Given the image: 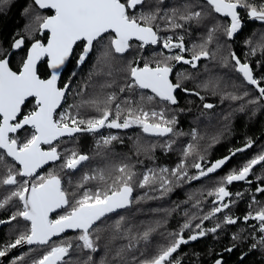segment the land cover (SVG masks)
I'll list each match as a JSON object with an SVG mask.
<instances>
[{
  "label": "snow or ice",
  "instance_id": "snow-or-ice-1",
  "mask_svg": "<svg viewBox=\"0 0 264 264\" xmlns=\"http://www.w3.org/2000/svg\"><path fill=\"white\" fill-rule=\"evenodd\" d=\"M206 2L214 13L230 18V23L224 27V34L229 39L242 30L240 9L246 11L249 19L264 23V0L258 4L255 0H206ZM7 3L8 0H0V4ZM162 3L163 0H157L156 6H150L151 10L142 11L147 0H33L36 8L54 11V14L46 16L34 12L30 17L28 25L30 36H45L46 42L39 38L34 39L18 71L10 68L7 57L0 58V150H2L0 151V170H2L0 186H9L8 194L0 200V209L9 205L14 199L22 205V208L13 213L8 221L0 220V224L10 223L17 217L28 222L27 231L20 234L14 243L5 245L3 250H0V257H6L8 251L23 244L40 245L48 246L49 250L40 259L33 260L32 264H72L70 252L74 248L89 253L97 252V242L100 239L99 225L105 222L108 214L124 209L132 203L133 181L137 173L134 171V165L128 163L119 165L116 168L118 175L115 176H106L103 168L85 173L76 185L77 189L82 191L71 194L63 187L59 175L52 172L47 176L39 175L37 170L50 161L63 160L61 168L71 172L91 159L89 155L80 153L75 148L66 149L63 153L58 151L61 138L67 137L69 141H74L78 133L95 134L104 128L128 129L134 125L151 135L177 134L174 133L173 128L176 124L174 117L167 119L163 109L156 111L155 108L149 109L146 105L154 101L169 105L177 104L174 93L181 84L173 83L169 79L173 71L169 61L182 62L196 68L197 61L202 58H213L206 45L212 43L215 34L223 26L215 25L209 28L207 39L199 45L200 50L194 52L191 59H185L183 53L188 49L184 44L183 36L162 37L159 34L161 29L156 22L164 19L167 29L174 31L184 27V24L175 22L178 15L179 19L185 23L193 20L200 23L205 20V13L186 7L183 12L173 9L170 15L165 13L162 16L158 6ZM133 40L139 42L140 49L146 45L162 43L164 49L169 51L177 49L178 52L155 63L144 61L142 66L139 62L129 61L127 67L123 69L126 74L125 83L116 90L105 91L113 89L116 84V70L113 65L117 54L122 56L128 52L133 47ZM77 42L83 44L78 65L83 64L90 54L99 50L94 74L108 79L100 84L99 94L87 99L81 98L79 103L69 105L68 109L57 113L62 102L66 101L71 83L69 80V83L64 84L62 88L57 86L60 69L68 61ZM25 43L26 37L20 36L14 41L12 47L21 49ZM246 43L252 45L253 42L249 39ZM258 49L264 52V35L255 46L250 48V54L255 55ZM45 59L47 67L52 70L48 79H42L38 70V64ZM231 60L234 61L232 65L234 71L242 77L244 82L254 86L258 92V96L248 100L247 103L260 104L264 100V86H261L264 77H256L252 66L248 62H242L234 52L231 53ZM224 66L228 67V64L225 63ZM203 86L216 88L218 82L210 80ZM138 90L141 91L139 101L134 100L132 96L121 99L119 95L134 94ZM143 90H149L152 95H148ZM82 91L77 95L82 96ZM185 91L188 90L185 89ZM195 94L200 95L199 92ZM247 96H249L248 91H244L241 95L227 93V97L232 100H243ZM29 98L35 101L34 109L24 113L23 108ZM204 107L212 108L213 105L205 104ZM243 107L244 105L241 106V111ZM82 110H94L97 115H82ZM21 130L26 133L23 140L16 135ZM191 135L195 139L196 131L193 130ZM118 139L114 135L101 136L97 141V153L100 154L101 149H108L113 141ZM213 139L216 140V138ZM54 142L57 143L54 144ZM42 145L49 147L44 150ZM251 146L252 141L249 140L245 148L236 149L232 155L243 152ZM165 147L171 148V141ZM193 147L192 144L187 145L183 153L185 158L192 154ZM8 158H11L10 161ZM200 159L203 160V157ZM230 159L231 156L217 160L207 168L202 167L201 163H194L192 167L198 170V175L191 177L186 171V161H182L172 170L162 168L159 174L149 169L142 175L138 186L144 188L158 183L162 194H166L172 190L174 184L172 178H175L177 184L186 180H199L217 172ZM262 162H264V153L249 160L239 170L234 169L221 178L218 186L208 193L216 197L213 201L216 206L203 217V220H209L217 213L230 208L232 201H226L225 198L232 194L226 186L235 181L251 183L248 180L249 175L254 167L261 165ZM258 179L264 182V177H258ZM93 181L96 184L93 187H87ZM257 191L264 193V187L257 188ZM237 195L241 194L237 193ZM52 213H56L54 219L51 218ZM250 219L258 221L259 230L264 233V208L257 211L255 215L249 213L244 217L245 222ZM224 223L236 224L237 218L226 215ZM191 227L190 223L183 225V229ZM220 227L221 224L217 223L215 227L205 230L197 224L196 228L200 230L187 239L184 238L182 229L181 233L175 234V239L170 244L160 246L156 255L143 259L133 257L134 264H180L179 260L174 259L173 254L181 245L187 244L189 240L195 241L207 232L215 233ZM69 229L79 233L75 237L77 241L75 244L72 240L60 244L52 242L53 237ZM115 229L117 232L120 231V221L116 223ZM153 231L155 228L149 227L138 238L131 239H142L147 242ZM233 239L237 237L234 236ZM261 243H264V236L261 237ZM132 247L130 242L126 248L120 249L116 256L123 260L125 250ZM141 255L143 256V253ZM17 259L22 261L24 257ZM13 264L16 262L14 261ZM83 264H94L92 256L88 255ZM100 264H107V262L102 259ZM216 264H221V261L218 260Z\"/></svg>",
  "mask_w": 264,
  "mask_h": 264
},
{
  "label": "trees",
  "instance_id": "trees-1",
  "mask_svg": "<svg viewBox=\"0 0 264 264\" xmlns=\"http://www.w3.org/2000/svg\"><path fill=\"white\" fill-rule=\"evenodd\" d=\"M174 3L176 7L184 8L187 6L185 0H175ZM26 10H28L27 13ZM34 12H39L45 16L53 13V11L36 8L33 0H8L7 4H0V58L7 54L16 39H19L20 36L26 37L25 45L16 50L10 57V66L16 71L19 70L26 50L34 39L46 40L45 36H30L28 25ZM161 15L163 16V14ZM253 22L258 23L253 20L248 21L232 39L226 38L223 31L220 41L215 40L206 45L213 58L201 62V65L204 64L201 68L203 74L193 73V77H187L180 82L188 87L189 84L187 83L190 81L191 86L189 88L192 89V92L188 96L186 93L178 91V103L175 105L156 101L146 105L147 108H155L156 111L163 109L167 119L174 117L176 124L173 125V128L174 133H177L176 135L173 133L165 136L151 135L144 133L140 127L135 125L128 129L104 128L102 129L105 132L104 136L114 135L119 139L113 141L108 149H101L100 154L97 153V141L101 136L84 132L76 134L74 141H69L67 137L61 138V142L58 144V151L61 153L66 149L75 148L80 153L91 157L89 161L83 162L81 166L71 172L61 168L63 160L47 167L46 176L50 172L59 175L63 187L70 194L82 191V189L78 190L76 185L85 173H91L97 168H103L106 176H115L118 175L116 168L122 163H128L134 165V171L137 173L133 181L134 187L130 207L109 214L105 218V222L99 225L100 239L97 242V252L89 253L74 248L70 252L72 264H83L88 255L92 256L94 264H100L102 259L107 264H134L133 257L137 259L151 257L157 254L160 246L170 244L175 239V234L181 233L185 223L192 225L189 229H183L182 234L185 239L200 230L196 228L197 224H200L201 228L205 230L215 227L217 223L221 224V227L215 233L207 232L203 237H199L195 241L189 240L187 244L181 245L173 254L174 259L179 260L180 264H212L217 257L221 256L222 250H224L225 260L229 264H263L264 252L262 250H260L261 253L247 251L242 255L241 260H238L239 255L244 251L237 249V244L248 239L249 233L240 228L238 229L240 239H233V233L237 232V228L233 224L223 223L222 226V222L218 218L221 213H217L209 220H203V217L216 206L213 203L216 197L208 195V193L218 186L221 178L234 169L239 170L249 160L264 153V100L258 105L247 103L248 100L256 98L258 92L254 86L248 85L234 71L232 67L234 61L231 60V53L234 52L242 62H248L252 66L256 77H264V52L258 49L255 55L250 54V48L255 46L260 41V37L264 35V29L253 28ZM160 23L165 30L174 33L176 36L182 32H187V25L184 22H180L184 24L183 28L174 31L167 29L164 19H161ZM186 35H188L187 39L185 38L186 42L190 43L191 47L195 45L200 49V29L198 27L193 28ZM193 39H196L194 45L191 43ZM249 39L252 40V45L246 43ZM98 55L99 50L94 51L80 67L75 64V58L69 61L59 82V85L63 86L71 80L70 91L66 101L63 102V107H66L65 110L68 109L69 105L79 103L81 98L87 99L100 93V84L108 78L94 74V65ZM128 62L126 55L117 54L113 65L114 70H116V84L113 89H106L105 91L116 90L125 83L126 74L123 69L127 67ZM225 63L228 64V67L224 66ZM38 70L43 78L49 74L45 61L39 64ZM73 73L75 75H72ZM210 80L217 81L218 87L205 88L203 85ZM261 86H264V81L261 82ZM81 91L82 96L77 95ZM244 91H248L249 96L244 97L243 100H232L227 97V93L241 95ZM197 92H199V96L195 94ZM119 95L121 99L125 96H132L134 100L139 101L141 91L138 90L134 94L122 93ZM204 100L211 102L213 107L204 108L202 106ZM242 105L244 107L241 111ZM82 115L95 116L97 113L94 110H82ZM200 119H203V123H200ZM193 130L197 133L195 139L191 135ZM213 138L216 140L214 141ZM249 138L257 139L254 145L246 148L243 152H236L233 156L232 153L237 147L241 145L238 148L241 149L243 145L248 143ZM170 141L171 148L165 147ZM189 144L194 146L193 151L190 156L185 158L183 153ZM226 156H231V159L225 166L199 180H186L177 184L175 178H172L174 181L172 190L166 194H162L158 183L144 188L138 186L142 175L149 169L159 174L162 168L172 170L182 161H186V171L191 177L198 175V170L192 167L194 163L211 165V163ZM201 157L203 160L200 159ZM95 184L96 182L93 181L87 187H93ZM228 191L232 194L226 198V201H232L228 212L237 213L239 212L237 210L245 208L247 200H249L246 195L248 190L242 189V197H246L247 200L244 198L239 203L237 210L233 205L234 190L229 187ZM5 192L7 189L0 191V196L7 195L4 194ZM197 204L198 206H194ZM20 205L18 201L11 204L10 209L17 208L18 210ZM9 213L10 211L7 212L8 215ZM55 217L56 213L52 218ZM118 221L121 222L119 232L115 229ZM157 225L159 226L157 227ZM27 226L28 222L23 221L20 217L17 221L2 226L0 250H3L5 245L14 243L20 234L27 231ZM149 227L155 228V231L151 233L147 242L142 239H131L133 237L138 238ZM78 234L77 231L64 233L53 238L52 242L60 244L72 240L75 244L77 242L75 237ZM130 242L133 247L125 250L123 260H121L120 257L116 256V253L120 249L126 248ZM226 249H231V251ZM48 250V246L40 245L17 247L16 251L10 254L5 262L6 264H13L14 261L16 264H32L33 260L40 259ZM21 256L24 257L22 261L17 259ZM66 259L68 258L66 257Z\"/></svg>",
  "mask_w": 264,
  "mask_h": 264
},
{
  "label": "flooded vegetation",
  "instance_id": "flooded-vegetation-1",
  "mask_svg": "<svg viewBox=\"0 0 264 264\" xmlns=\"http://www.w3.org/2000/svg\"><path fill=\"white\" fill-rule=\"evenodd\" d=\"M174 2H175V0H163V3L158 5L161 9V14H163V15L165 13L171 14L173 9H177V10H180V12H183L184 9L187 7V8H191L192 10L203 11L205 13V17H206L203 22H200L201 23V26H200V24L198 22H196L195 20L185 23L184 21L179 19V15H178L176 17L175 22H179V23L184 22L187 25V32H182L181 34H178L177 36L174 33L165 30V28L163 26H161V23H160L161 20H158L156 22L161 29L159 34L162 37L163 36H173L175 38V37L183 36L184 44H185L186 48L188 49V51L183 53L185 59H191L193 53L200 50L197 47H195V48L191 47V44L187 43L185 40V38L188 36V35H186V33H190V31L193 28L198 27L200 29V36H201L200 44H202L207 39L208 29L212 28L215 25H221L223 27H220L219 31L215 34V38L213 39V41H215V40L220 41V38H221L223 31H224V27H226L230 23V18H225L221 14L214 13L212 11L211 7L209 5H207L206 0H185L187 6H185L184 8L183 7H176ZM255 2L258 4L261 2V0H255ZM156 4H157V0H147V4L142 9V11H149V10H151L150 6H156ZM53 13H54V11H53ZM240 15L242 17V27L245 26V24L248 21H252L251 19H249L247 17L245 10L240 9ZM257 22H258L257 24L253 22L254 23L253 28L264 29V23H261L259 21H257ZM191 38H193V37H191ZM226 38H228V37L226 36ZM195 42H196V39L191 40V43L193 45ZM138 43L139 42L133 40L132 41L133 47L131 49H129V51L123 55H126L128 57V61H131L134 63L139 62L140 66H142L144 61H149V62L155 63L156 60H163L164 57L169 56V55H175L178 52L177 49H173L171 51H169L168 49H164L162 46V43L157 44V45H146L143 49H140V48H138ZM78 50H79V52H78ZM82 51H83L82 42H77V45H75L72 56L70 58V60L72 58H75V64L77 65V67H80L82 65L81 64L80 66H78V63H77L78 58H79L80 54L82 53ZM77 52H78V54H76ZM161 53L163 55H160ZM25 55H26V53H25ZM24 58H25V56H24ZM204 60H205V58H202L201 60L197 61V67L196 68H192L191 65L184 64L182 62L177 63L176 61H169V63L173 66V71L169 76L170 80L173 83H177V82L180 83L182 80H184L187 77H193V75H194L193 73L203 74V71L201 70V68L204 66V64L201 65V62ZM86 61H87V59H86ZM45 64H46V61H45ZM20 67H21V65H20ZM20 67H19V69H20ZM41 78H43V77H41ZM187 84H189L188 87H185L183 84H181V87L176 90V92L174 93L176 95V98H177V92L178 91L186 93L187 96L189 95L190 92H192V89L189 88L191 86L190 81ZM63 86L59 85V87H63ZM185 89H187L188 91H185ZM196 89L198 90L197 87H196ZM143 91H145L148 95L151 94V92L149 90H143ZM206 102H207L206 100L203 101V104H202L203 107H204ZM177 103H178V100H177ZM34 105H35L34 99L29 98V100L26 102V105L23 108L24 113L32 111L34 109ZM63 106L64 105L62 103V106H61V108H59L57 110V113H59V110H60V112L62 110H65L66 107H63ZM16 135H18L20 137V139L23 140L26 133L24 130H21ZM95 135L104 136L105 132L101 129L100 132L95 133ZM249 140L252 141V146H253L257 139H250L249 138ZM55 143L56 142H54V144ZM245 145H243L241 148H244ZM239 146H241V145H239ZM239 146L237 147V149L240 148ZM263 146H264V144H263ZM48 147H49L48 145H42V148L44 150H47ZM0 151H2V150H0ZM226 157H229V156H226ZM10 159L11 158H8L9 161H10ZM52 163H55V162H52ZM52 163H50V164H52ZM50 164L42 166L40 169H38L37 170L38 174L46 176V169ZM242 164H243V162H242ZM262 165H264L263 162L261 163V165H256L253 169V170H255V168H256V170L253 171L249 175L248 180L251 181V183H249L247 181H235L231 185L226 186L227 190L229 189V187L233 188V190H234V204L233 205H234L236 210L238 209L239 203H241L244 198H245V200H247L246 197H242V194H243L242 189L248 190L246 195L248 196L249 200H247L245 208H243L242 210H237V211H239L237 213L236 212L229 213L228 212L229 208H228V209H225L218 216V218L222 222V226L224 225L223 224L224 223V217L226 215L231 216L233 218H237V223L233 224L237 228V232H234L233 234L238 239H240V236H239L240 232L238 231V229L241 228L244 231H246L247 233H249L248 239L242 240L237 244L236 248L239 250L241 249V251H244V252H242V254L239 255L238 260H241L242 255L247 251L248 252H254V253L255 252L261 253L260 250H262L264 252V243H261V237L264 236V233L260 232V230H259V222L254 220V219H250L247 222L244 221V217L246 215H248L249 213H252L253 215H255V213L257 211L264 208V193H260L257 191V188L264 187V182H262L260 179H258V177H264V166H262ZM209 166L210 165H207V164L202 165V167H204V168H207ZM0 171H2V170H0ZM7 187H9V186H0V191L7 189ZM237 193H240L241 195L238 196ZM4 194H8V193L5 192ZM3 197L4 196H0V200H2ZM17 202L18 201L14 199L13 201L10 202L9 205H6L4 208L0 209V220L8 221L13 213H15L16 211H18L22 208V205H20V209H18V210H17V208L10 209V205L15 204ZM8 211H10L9 215L7 214ZM54 214L55 213H53L51 215V218L53 217ZM17 220H18V217L16 220H13L11 222H14ZM6 224H8V223L0 224V231H1L2 226H6ZM24 225L26 226V223H24ZM74 232H76V231H74ZM17 234H18V232H17ZM13 235H14V233H13ZM54 238H56V237H54ZM257 238H258V240H257ZM253 245H255V247H253ZM18 247L23 248V247H29V246H24V244H23V245H20ZM226 250L229 251L228 249H226ZM15 251H16V248L11 249L10 251H8V254L6 257H0V264H6L5 261H7L8 256L10 254L14 253ZM218 260L221 261V264H229L225 260L224 250L221 251V256L217 257L216 261L212 264H216V262ZM263 261H264V257H263ZM262 263L264 264V262H262Z\"/></svg>",
  "mask_w": 264,
  "mask_h": 264
},
{
  "label": "bare ground",
  "instance_id": "bare-ground-1",
  "mask_svg": "<svg viewBox=\"0 0 264 264\" xmlns=\"http://www.w3.org/2000/svg\"><path fill=\"white\" fill-rule=\"evenodd\" d=\"M75 47V46H74ZM11 49H13V47H11ZM10 49V50H11ZM9 50V51H10ZM16 50H18V49H13V52L11 53V55L16 51ZM27 50H28V48H27ZM73 50H74V48H73ZM9 51L7 52V54L9 53ZM26 53H27V51H26ZM73 53V52H72ZM6 54V55H7ZM6 55L4 56V57H6ZM11 55L9 56V61H10V57H11ZM81 55V54H80ZM71 56H72V54H71ZM71 56H70V58H71ZM4 57H2V58H4ZM25 57H26V55H25ZM70 58H69V60H70ZM78 60H79V58H78ZM45 61H46V59H45ZM42 62V61H41ZM40 62V63H41ZM39 63V64H40ZM68 63H69V61H68ZM77 63H78V61H77ZM39 64H38V66H39ZM46 65H47V63H46ZM68 65V64H67ZM67 65H66V67H67ZM81 65V64H80ZM80 65H78V66H80ZM9 66H10V64H9ZM66 67L64 68V70L66 69ZM11 68V67H10ZM12 69V68H11ZM47 69H48V72H49V74H48V76L47 77H45V78H43V79H47L49 76H50V70H49V68L47 67ZM12 70H14V69H12ZM63 70V71H64ZM15 71V70H14ZM63 71H62V73H63ZM62 73H61V75H62ZM61 75H60V77H59V79H58V82H57V86L59 87V82H60V78H61ZM170 79V78H169ZM62 88V87H61ZM63 103V102H62ZM205 104H211V105H213L211 102H206ZM62 106V105H61ZM59 109V108H58ZM57 109V110H58ZM64 138V137H63ZM52 163V162H51ZM50 164V163H49ZM45 165H48V164H45ZM45 165H43V166H45ZM131 205V204H130ZM130 205L128 206V207H130ZM128 207H126V208H128ZM125 209V208H124ZM121 210V209H120ZM118 211V210H117ZM114 213V212H113ZM53 214V213H52ZM52 214H50V215H52ZM68 232H74V230H68V231H65L64 233H68ZM64 233H61L60 235H62V234H64ZM59 235V236H60ZM56 237H58V236H56ZM54 238V237H53ZM24 246H32V245H27V244H24Z\"/></svg>",
  "mask_w": 264,
  "mask_h": 264
},
{
  "label": "water",
  "instance_id": "water-1",
  "mask_svg": "<svg viewBox=\"0 0 264 264\" xmlns=\"http://www.w3.org/2000/svg\"><path fill=\"white\" fill-rule=\"evenodd\" d=\"M54 14V13H53ZM50 15H52V14H50ZM46 42V41H45ZM31 46V44L28 46V48ZM75 46V45H74ZM13 52V49H11L10 51H9V53L6 55V57L9 59V56L11 55V53ZM71 56V55H70ZM70 58V57H69ZM68 61H69V59H68ZM68 61H66L65 62V65L60 69V75H61V73H62V71L64 70V68L66 67V65L68 64ZM50 70V73H51V69H49ZM14 71V70H13ZM60 77V76H59ZM48 78H50V76L48 77ZM47 78V79H48ZM43 79V78H42ZM59 79V78H58ZM58 82V81H57ZM49 163H51V161L50 162H48L47 164H49ZM118 210H120V209H118ZM117 211V210H116ZM111 214V213H110ZM109 215V214H108ZM69 230H71V229H69ZM66 231H68V230H66Z\"/></svg>",
  "mask_w": 264,
  "mask_h": 264
},
{
  "label": "rangeland",
  "instance_id": "rangeland-1",
  "mask_svg": "<svg viewBox=\"0 0 264 264\" xmlns=\"http://www.w3.org/2000/svg\"><path fill=\"white\" fill-rule=\"evenodd\" d=\"M200 24V26H201V23H199ZM200 123H203V119H200Z\"/></svg>",
  "mask_w": 264,
  "mask_h": 264
}]
</instances>
